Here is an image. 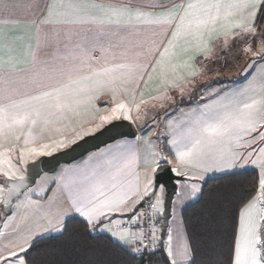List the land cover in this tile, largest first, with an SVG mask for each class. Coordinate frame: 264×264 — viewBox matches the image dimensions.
<instances>
[{"label": "snow or ice", "instance_id": "1", "mask_svg": "<svg viewBox=\"0 0 264 264\" xmlns=\"http://www.w3.org/2000/svg\"><path fill=\"white\" fill-rule=\"evenodd\" d=\"M34 2V0H33ZM21 0H0V13H11L19 7ZM264 3V0H186L178 6H168L163 3H153L146 7L150 9H162L155 18L152 12L144 11L140 7H135L130 2L123 4H101V3H67L49 4L47 15L38 22V28L42 25H90L84 34H76L73 41V33L66 30L67 40L72 42V50L69 57H62L60 63L52 59L41 60L36 52H33L34 68L24 79L17 77L14 70L15 58L11 55L5 60L0 55V156H7L15 151L20 142L24 147L20 149V159L29 155H47L48 145H43L39 149L32 147L37 143V137L33 129L41 126L48 128L54 123L63 120H70L72 116L80 114L82 105L91 103L102 95L103 89H108L112 93V101L115 107L110 112L101 115L102 122H108L113 118H119L122 114L124 119H132L130 113L134 107L137 116L141 119V107L151 104L153 108L162 107L164 102L171 100L169 90L184 91L181 81L186 80L182 69L191 67L190 57L183 64H173L168 61L165 64V56L170 49L177 47L178 41L183 38L185 43L196 48H206V34L211 35L217 31L215 25L224 21L221 25V34L225 38V44L231 38L248 37L251 43H257L259 51L253 52L251 43H247L244 51L252 52L255 56L264 53V36L257 35L255 17L257 8ZM63 9V10H60ZM39 10V9H37ZM246 13V15H245ZM157 24L163 26V38L154 50L135 51L130 62L114 64L109 67L93 68L90 60L94 59L90 53L99 49L101 54L109 52L119 45L113 43L112 36H120L123 43L127 36L138 35L140 24ZM211 26V27H210ZM57 32L55 36H58ZM47 34L40 40V44L47 47L52 39ZM107 41V47H105ZM167 47L160 54L159 60L142 59L146 56L155 57L159 52V47L164 43ZM155 43V42H153ZM129 45L122 56H127V51L132 48L143 49L142 41H127ZM11 46L4 37L0 36V49ZM208 58L207 56L205 57ZM80 60V64H87L90 71L87 74H76L79 66L72 63V60ZM68 60V63H64ZM159 72L157 73V69ZM151 69V71H149ZM190 76L198 75V72L191 71ZM147 76V80L145 77ZM157 76L160 87L157 95L145 96L144 92L137 91L143 83L147 88L148 82ZM43 80L53 81L50 85H45ZM117 82L119 85L117 86ZM31 88V92H25L20 98V88ZM93 93H96L94 95ZM119 97H130V102H125ZM148 109L145 107L144 116H147ZM195 127L190 128L186 139L188 143H183L178 147L176 159L181 164H193L200 161L209 153L219 151L221 159L225 160V166L232 168L236 166L237 160L246 155L247 161L255 164L260 169L259 195L253 197L239 212L238 228L234 241L233 256L231 264H264V145L259 147L258 154L253 158L252 151L247 154L235 151L237 148H251L257 140L264 141V78L258 83L250 82L248 87L225 97L217 109H210L201 112L194 121ZM99 127V125H97ZM59 131V129H57ZM253 133H256L253 136ZM251 137V139H248ZM179 143V141H174ZM60 145L63 141L59 142ZM129 154L123 164L128 167L136 163L135 152L131 149H121ZM255 151V150H253ZM153 163H156L153 160ZM121 169L117 168L116 173ZM208 169H205L207 171ZM177 171V169H173ZM116 173L108 176H98L91 183L90 190H86L83 199L73 200V207L80 216L87 221V224L95 228L96 223L109 213H120L125 211H136V204L149 194L151 179L145 183L143 192L136 189L105 197L100 200L95 195L99 192L104 195L103 189L116 179ZM9 180L13 178V173L7 171L3 173ZM180 172L177 171V175ZM21 179H23L21 177ZM86 180L89 178H85ZM16 186H11L9 192ZM198 192V188L193 189ZM132 195L137 197L131 204L124 207ZM84 200L87 202L85 203ZM161 201L157 198L156 208ZM143 212L139 213L142 217ZM135 223V220L133 221ZM58 232H63V221L57 220ZM111 235L126 245H132L134 240L140 239L136 233L115 232L112 229H105ZM155 242V233H152ZM29 237L23 244L15 247L20 253H27L31 244ZM142 243V240H141ZM171 236H169V245ZM143 250L148 249L144 246ZM172 264H180V261H190V249L187 244H181L175 252L169 247L167 249ZM136 252H142L141 247L136 248ZM19 253L12 249L8 256L0 257V264L11 257H18ZM179 258V260H178ZM20 264H26L25 259L20 260Z\"/></svg>", "mask_w": 264, "mask_h": 264}, {"label": "crops", "instance_id": "2", "mask_svg": "<svg viewBox=\"0 0 264 264\" xmlns=\"http://www.w3.org/2000/svg\"><path fill=\"white\" fill-rule=\"evenodd\" d=\"M126 2H129V0H34V2L33 0H21L20 6L14 8L10 14L0 13V36L4 37L5 41L11 46L10 53L8 48H3L0 49V55H3L5 60L8 59L9 55L13 56L15 58V75L24 79L34 68L35 62L32 55L33 52H36L41 60L52 59L54 62L60 63L62 57L70 58V52L72 50V42L67 40L65 35L66 30H71L74 41L77 38L76 34H84L86 30L91 27L90 25L73 24L55 26L42 25L38 28V22L47 15V6L49 4H56L59 6L60 4L67 3L123 4ZM130 2L135 7H140L144 11L152 12L153 16L151 18H155L162 9L153 10L146 7L147 5L163 3L171 7L173 5L178 6L180 3H185L186 0H130ZM263 6L264 3L257 8L255 17V26L258 36L264 34V19L262 22L259 21ZM224 23V21L218 22L215 25L217 31L212 32L210 36L206 34V48L189 46L185 43V40L181 38L178 41L177 47L169 50V53L165 56L166 65L168 61H171L173 64H183L190 57H194V59H191L190 61L191 67L188 69H182L186 76V80L181 81L184 85V91L181 93L175 89L169 90L171 100L164 102L162 107L153 108L151 104L142 106L140 113L142 117L141 119H136L137 112L133 107L130 113L132 119H124L121 114L119 118H113L106 123L102 122L99 117L107 114L112 107H115V104L112 101V93L108 89H103L102 91L104 94L97 95V98L91 101V103L81 106L79 115L72 116L70 120H63L54 123L46 129H42L41 126H37L33 129V133L37 137V143L32 145V147L39 149L45 144L48 145L47 151L50 154L47 155H51L57 151L56 149L61 146L59 144L60 141H63L64 143L75 135L81 137L86 136V131L89 128H94L99 125L100 121L101 126H105L116 120L131 121L136 126L138 133L133 139H119L97 151L89 153L78 161L68 165H62L55 173H53V175H46L47 177L42 178L39 187L34 191V202L39 201L41 205L40 207L35 206L36 225L31 231L33 235H27V231L23 234L24 237H32V239L29 240V243L37 238L58 234V231L55 230L57 227V220H62L64 226L69 219L77 217L87 224V221L75 211L73 200L83 199L86 190H90L91 183L96 177L108 176L111 173H116L117 168H120L121 170L116 173V179L103 189L104 195H100L99 192L95 193L100 200H103L106 196L111 197L116 194L131 191L132 189H136L142 193L146 183L145 181L150 178L152 183L153 174L156 168L161 164L170 165L172 170L174 168L177 169V171L180 172L179 176L182 177V180L179 181L180 183L198 189H201V185L206 179L244 170H256L260 179L259 167L252 164L250 161L246 162V155L237 160L236 166L230 169L225 166L226 162L221 159L219 151L209 153L200 161L193 164H181L176 159L178 147H182L183 143L189 142L186 139L188 131L190 128L195 127L194 121L201 112H207L210 109H217L225 97L240 92L248 87L250 82L258 83L264 78V60H262L260 62H250L247 68L249 72H245L242 75L241 80L231 81L228 79L223 82H220L219 80L213 83L210 82L219 78V68H222L223 71L227 73L236 71L237 69L235 67L236 63L231 62L229 59L225 60V63L227 64L224 66L223 64L225 63L220 57H229L232 54H235L237 50H240L235 48V45L237 46V42L239 41L238 39H243L240 37H229L228 43L225 44V38L221 34V25ZM162 28L163 26L157 24H140L138 27V35L127 36L123 43L121 42L120 36H112L111 40L113 43H116L119 46L112 48L109 52L104 53L103 55L99 49H97L90 53L94 59L90 60L89 63L92 64L93 68L98 69L100 67H109L114 64L130 62L135 51L154 50L156 46L160 44V41L163 38ZM57 32L59 35L55 36ZM45 34L49 37H55L47 47L40 44V40ZM127 41H132L133 43L136 41H142L144 43V48H132L130 51H127L126 57L122 56L121 53L125 52L129 47ZM246 41L247 39L245 40V43ZM107 46V41H105V47ZM165 47H167L166 41L159 47V52L156 53L154 58L152 56H146L142 59H144L145 62L148 60H153V62L154 60H159L160 54L164 52ZM251 47L252 49L256 48V50L258 48L253 44H251ZM206 56L208 57L207 59L205 58ZM63 62L68 63V60H64ZM72 63L79 66V71L76 74L83 75L90 71L87 64H80L79 59L72 60ZM149 71H151V69H149ZM191 71L198 72V75H188ZM158 72L159 68L157 69V73ZM246 77L248 78L242 80ZM145 80H147V76L145 77ZM43 83L45 85H50L53 81L43 80ZM118 85L119 82H117V86ZM202 85L205 86L199 90ZM159 87L160 81L157 76H154L153 80L148 82L147 88H145L143 83L140 85V88L137 91V97H139L140 92H144L146 97L148 95H157V89ZM31 91V88H25L22 86L20 88V98H23L25 92ZM93 94L96 95V93ZM119 98L123 99L126 103L130 102L131 99L130 97ZM180 102H182L180 106H175ZM166 104H169V107L167 106V110L164 111ZM145 107H147L148 113H156L160 111L161 114H158L154 119H149L148 115H143ZM154 124L156 125V128H150ZM57 129H59V131H57ZM156 130L162 131L163 136L161 138H163V140L155 136ZM255 135L256 133H253V136ZM248 139H251V137ZM174 141H179V143H174ZM262 145V141L257 140L251 148H237L234 150L245 154L252 151L253 158H255L258 154L259 147ZM23 147L24 145L21 141L15 151L7 156H0V165L7 164V166L10 165L15 169L12 171L14 174L13 179L21 178L25 166L42 156L40 154L29 155L26 153L25 158L21 160L20 149ZM122 148L131 149L135 152L136 163L129 165L128 167H123L129 153L127 151H122ZM153 160H155L156 163H153ZM3 169L0 166V171L2 173L5 172ZM205 169L208 170L205 171ZM177 171L173 172L177 174ZM86 177L89 179L86 180ZM3 181L5 180L3 179ZM49 182V185L51 186L50 189L49 186H47V183ZM150 191L151 187L149 188V192ZM5 192L6 186L4 183L0 182V203L2 202ZM258 195L259 192L257 190L255 196ZM195 197L193 191L191 194L184 195V198L182 199H195ZM144 198L145 196L143 199ZM136 199L137 197L132 195L131 198L126 201L124 207H127ZM84 202L86 203L87 201L84 200ZM185 202L188 201H181L180 204H184ZM190 203L191 202L189 201L186 205L188 206ZM138 204L139 203H137L136 206ZM131 214H133V216H126ZM137 214L138 211L133 212L131 210L120 213H109L96 223L95 231L97 233V230H99V234H106L123 246H131L135 248V241L132 244L134 246L126 245L115 239L111 233L105 229L110 228L115 232L131 233L130 231L122 229L120 226L123 221L135 220ZM115 216H120L119 218L121 221L119 222V225L114 222ZM117 225L118 229L116 230ZM6 253H0V257L6 256ZM22 255H24V253ZM8 262L20 264L18 261L14 262V260Z\"/></svg>", "mask_w": 264, "mask_h": 264}, {"label": "trees", "instance_id": "3", "mask_svg": "<svg viewBox=\"0 0 264 264\" xmlns=\"http://www.w3.org/2000/svg\"><path fill=\"white\" fill-rule=\"evenodd\" d=\"M263 19L264 6L259 21ZM228 77L223 71L210 82L241 80ZM258 186V172L253 169L202 183L199 197L181 211L191 253L189 264H231L239 212L256 195ZM3 217L0 210V219ZM63 228L58 234L35 239L23 255L26 264H171L161 244L149 255L138 257L135 248L96 233L95 228L77 217L69 219Z\"/></svg>", "mask_w": 264, "mask_h": 264}, {"label": "rangeland", "instance_id": "4", "mask_svg": "<svg viewBox=\"0 0 264 264\" xmlns=\"http://www.w3.org/2000/svg\"><path fill=\"white\" fill-rule=\"evenodd\" d=\"M262 36H264V34ZM241 39H243V40L238 39L239 41L237 42V46L235 45V48L240 49V50H237L235 52V54H232L229 57L228 56L220 57V59H223L224 63H225V60H227V59H229L233 63H236L235 64L236 65L235 67L237 68L236 71H231L228 73L225 72V74L226 73L229 74L228 78H230V77H242V75L245 72H249L247 70V68H248L250 62H260V61L264 60L263 59L264 53H262L260 56H255V55H253L252 52L246 53L244 51V48H245L247 43H251V40L248 37H244ZM246 39H247V41L245 43ZM251 44H253L255 47H258L257 50H256V48H253V52L259 51V46L257 43H251ZM261 58H262V60H260ZM226 64L227 63H225L223 65L226 66ZM241 69H243V70H241ZM222 74H223V69L219 68V75H222ZM247 78L248 77L243 78L242 80H245ZM167 106L169 107V104L165 105L164 111L167 110V108H168ZM158 114H161V112L160 111H158L156 113L150 112L148 114V117H149V119H154V117H156ZM102 127L103 126H101V121H100L99 127L96 126L94 128H89L86 131L87 135L95 133L96 131H98ZM150 128L155 129L156 125L154 124ZM153 129H150V130H153ZM155 132H156L155 136L157 138L160 139L163 136V133L161 130L160 131L156 130ZM83 137L84 136L81 137L79 135L72 136L71 139H68L66 142H64L58 149H56L57 151H55V152H58V151H61L63 149L68 148L74 142L80 140ZM161 139L163 140V138H161ZM262 144L264 145V141H262ZM0 166L2 169L4 168L3 170L5 172H7V171L12 172L15 170L10 165L7 166V164L6 165L2 164ZM12 166L14 167L13 164H12ZM3 173L0 171V180L8 179ZM46 175H53V174H43L41 177H39L37 179L36 183L32 187L28 188L20 197L15 199V201L13 202V204L11 206L10 214L7 216H4L2 219H0V253H6L7 252L6 256H8L9 251L12 249H15V251H17L19 253L18 257H11L9 260L3 261L2 264H15V263L8 262V261H12V260H14V262L18 261V263H20V260L23 258V255H22L23 253H20L19 249L16 248L15 246L17 244H23L24 241L29 238V236L28 237L23 236L24 232L27 231V235L28 234H30L31 236L33 235V233L31 231L33 230V228L36 225V209H35V206L40 207V205H41V203L39 201L34 202V191H35V189H37L39 187V185L42 181V178L47 177ZM13 177H14V174H13ZM145 182H147V181H145ZM3 183L5 184V181ZM49 184H50V182L47 183V186H49V189H50L51 186ZM152 186L153 185L151 183V190H152ZM194 188L195 187H190V186L184 185L183 183H180V182L177 183L176 194L173 198L172 205H171V215H170V219L168 222V227L165 230L161 229L160 233H157L155 235L156 239H155V242H153V243L161 244L162 249L166 253L171 264H172V259L169 257L167 249L169 247H171L173 249V252H175L181 244H187L189 246L188 241H187V236L185 233V229L183 226L182 218H181V211L183 210V208H185V206H187L186 204L189 201L192 203L199 197L201 189L199 188L198 192H194V194L196 196L195 199L185 200L182 198H184V195L191 194L193 192ZM42 192H43V190H42ZM164 196H165V192H164L163 187H159L154 196H152L150 198H147V196H145V198H144V199H148V200L152 201L154 204H156L157 198L161 201V203L159 205H157V208H156L157 209V215H159L160 217L162 216V212H163ZM181 201L182 202L188 201V202H185L184 204L183 203L180 204ZM138 213H139V210H138ZM119 217L120 216L114 217V220H115L114 222L118 225H119V222L121 221V219ZM118 225L116 227V230L118 229ZM124 230L130 231L132 233L131 230H128V229H124ZM97 233H100L99 230H97ZM169 236H171V244L170 245H169ZM132 246H134V245H132ZM190 255H191V253H190ZM178 260H179V258H178ZM189 263H190V261H180V264H189Z\"/></svg>", "mask_w": 264, "mask_h": 264}, {"label": "water", "instance_id": "5", "mask_svg": "<svg viewBox=\"0 0 264 264\" xmlns=\"http://www.w3.org/2000/svg\"><path fill=\"white\" fill-rule=\"evenodd\" d=\"M138 130L134 123L127 120L112 121L93 134L84 136L80 140L74 142L68 148L55 152L51 155H42L36 160L28 163L25 166L23 176L18 179H6V192L0 203V210L4 216L11 212V206L15 199L20 197L28 188L32 187L37 179L43 174H53L62 165H68L78 161L100 148L111 144L119 139H133L137 136ZM182 177L175 174L168 164L159 165L154 174L152 182V190L147 195L150 198L155 195L159 187H163L165 196L163 201L162 223L163 230L168 227V222L171 215V205L177 190V182L181 181ZM11 186H16L13 191L9 192ZM142 199L136 206V211L143 205ZM134 214V213H133ZM126 215L128 217L133 216Z\"/></svg>", "mask_w": 264, "mask_h": 264}, {"label": "built area", "instance_id": "6", "mask_svg": "<svg viewBox=\"0 0 264 264\" xmlns=\"http://www.w3.org/2000/svg\"><path fill=\"white\" fill-rule=\"evenodd\" d=\"M152 205H155L152 201L144 199L143 205L139 209V213L143 212L142 217L139 216V213L136 216L135 223L134 220L123 221L121 224L122 229L131 230L132 233H136L140 239L135 241V252L137 247L142 248V252L137 254L138 257H145L149 255L152 251L159 248V243H153L152 233L155 235L163 229L162 219L157 215V207L153 208ZM142 240V243H141ZM144 246H148V249L154 250H143Z\"/></svg>", "mask_w": 264, "mask_h": 264}, {"label": "bare ground", "instance_id": "7", "mask_svg": "<svg viewBox=\"0 0 264 264\" xmlns=\"http://www.w3.org/2000/svg\"><path fill=\"white\" fill-rule=\"evenodd\" d=\"M163 230V229H162Z\"/></svg>", "mask_w": 264, "mask_h": 264}]
</instances>
